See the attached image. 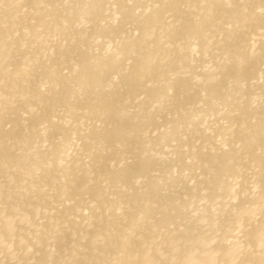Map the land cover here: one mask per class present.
<instances>
[{
	"label": "bare ground",
	"instance_id": "6f19581e",
	"mask_svg": "<svg viewBox=\"0 0 264 264\" xmlns=\"http://www.w3.org/2000/svg\"><path fill=\"white\" fill-rule=\"evenodd\" d=\"M0 264H264V0H0Z\"/></svg>",
	"mask_w": 264,
	"mask_h": 264
}]
</instances>
